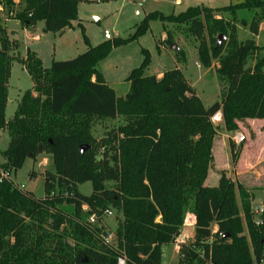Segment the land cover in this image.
<instances>
[{"label": "trees", "instance_id": "16d2710c", "mask_svg": "<svg viewBox=\"0 0 264 264\" xmlns=\"http://www.w3.org/2000/svg\"><path fill=\"white\" fill-rule=\"evenodd\" d=\"M79 1L0 0V131L10 137L0 166L15 174L28 158L35 163L43 154L52 157V167L43 173V197L13 178L0 183V264H119L120 259L163 264V246L181 234L189 213L194 239L179 264H264V211L258 223L253 195L224 172L218 185L204 184L214 158L213 116L220 112L228 131H236L239 121L264 119V45L255 40L264 21V0L189 6L178 14L152 11L130 37L108 38L95 46L80 23L85 52L53 59L49 67L30 49L16 59L11 52L18 44L2 25L3 14L7 18L14 11L22 26L43 21L44 31L62 33L78 19ZM242 9L255 11L250 23L239 18ZM157 20L186 27L198 42L197 59L204 68L218 63L220 100L205 106L183 72V48L174 50L177 65L160 78L145 73L151 55L143 49V61L127 77L128 92L117 96L98 62ZM243 22L252 37L240 40L238 24ZM166 25L158 49L175 43ZM219 35L225 36L221 43ZM15 60L33 86L7 118ZM119 117L124 122L103 140L101 152L93 127L98 120ZM36 175L32 170L30 176ZM86 182L92 184L90 194L80 191ZM262 201L264 205V191ZM111 208L122 214L117 244L108 241L102 223Z\"/></svg>", "mask_w": 264, "mask_h": 264}, {"label": "rangeland", "instance_id": "374dc122", "mask_svg": "<svg viewBox=\"0 0 264 264\" xmlns=\"http://www.w3.org/2000/svg\"><path fill=\"white\" fill-rule=\"evenodd\" d=\"M241 0H80L78 3V19L73 21L72 26L62 33L46 32L43 30L44 22L39 21L35 26H22L15 15L3 18L2 25L7 29L8 35L18 44L16 50L11 53L16 59L27 56L28 49L35 52L44 66L49 67L52 60H69L85 52L88 45L84 41L82 28L90 44L95 46L108 38H128L136 30V26L152 11H161L164 14H178L185 11L189 6H208L212 8L226 6ZM255 11L239 10L240 19H246L250 23ZM229 17L225 13L224 17ZM12 20V21H8ZM16 21L19 23L16 24ZM162 21H152L150 28L139 38L126 44L115 47L112 52L98 62V69L102 72L105 80L112 86L118 97L125 96L130 84L127 77L133 68L138 67L144 59L143 49H147L151 55V63L146 69V74L160 73L176 66L174 50L170 47L158 49L159 42L165 39V30ZM174 33L175 43L183 48L187 54V62L182 65L183 72L200 96L205 106L209 107L215 101L220 100L222 85L218 79L216 69L218 63L206 69L197 59L198 42L192 37L185 26L166 25ZM35 36H39L38 39ZM221 35L218 36V41ZM252 37L246 22L238 24V38L245 40ZM225 40V39H223ZM255 40L258 45H264V21ZM253 62L249 61V65ZM33 81L19 60L13 61L11 77L9 80V102L7 105V118H11L16 110L18 100L27 89L32 88ZM217 127L213 146V163L204 184L216 186L221 174L224 172L235 184H242L253 195V207L257 211L264 208V119H246L239 121L236 131L226 130L222 117L215 114L212 118ZM124 122L122 117L117 119L98 120L92 129L96 141L101 144V152L106 139L112 129ZM9 134L0 131V162L1 152L8 147ZM234 145L236 161L233 158L231 146ZM47 159H44V157ZM52 167V157L43 154L38 161L33 163L28 158L24 166L13 174L14 180L23 184L25 189L31 191L36 197H43L44 171ZM34 170L37 175L31 177ZM113 186V182H108ZM80 191L84 194L92 192L91 182L80 185ZM65 208L71 206L63 204ZM260 214L256 213L258 219ZM122 214L116 209L105 214L103 224L107 229L106 235L110 243L117 244L115 235L118 221ZM189 213L186 216L185 225L181 234L170 244L163 246V264H179L184 248L188 247L194 239V221ZM216 229V226H214Z\"/></svg>", "mask_w": 264, "mask_h": 264}, {"label": "built area", "instance_id": "2783aa9c", "mask_svg": "<svg viewBox=\"0 0 264 264\" xmlns=\"http://www.w3.org/2000/svg\"><path fill=\"white\" fill-rule=\"evenodd\" d=\"M143 1H145V0H143ZM9 15H10V16H13V15H15V12H14V11H10V12H9ZM217 114H218V113H217ZM220 114H221V113H220ZM218 116L221 118V115H218ZM12 175H13V174H12L11 172H9V171L3 169V168L0 166V183H2L5 179L13 178ZM13 179H14V178H13ZM20 185H21V187H24L23 184H20ZM263 211H264V208L258 209L257 211L255 210V214H256V213L261 214ZM108 212H109V211H108ZM108 212H107V213H108ZM256 220H257L258 223L260 222V218H258V219H256ZM90 222H91V223H95V222H96V217H95L94 215H92V216L90 217ZM119 264H125L124 259H120V260H119Z\"/></svg>", "mask_w": 264, "mask_h": 264}, {"label": "water", "instance_id": "95a60500", "mask_svg": "<svg viewBox=\"0 0 264 264\" xmlns=\"http://www.w3.org/2000/svg\"><path fill=\"white\" fill-rule=\"evenodd\" d=\"M225 38V36L224 35H221V37L219 38V43H221L222 42V40ZM171 48L173 49V50H178L179 49V47L177 46V44L176 43H174V44H172L171 45ZM87 149V147H85V146H83L82 147V153H84V151Z\"/></svg>", "mask_w": 264, "mask_h": 264}, {"label": "crops", "instance_id": "0c3cea01", "mask_svg": "<svg viewBox=\"0 0 264 264\" xmlns=\"http://www.w3.org/2000/svg\"><path fill=\"white\" fill-rule=\"evenodd\" d=\"M0 9H1V7H0ZM2 16H3V18H5V17H4V16H5L4 14H3ZM8 21H12V20H8ZM16 24L19 25V23H18L17 21H16ZM165 37H166V34H165ZM35 38L38 39L39 36H35ZM176 65H177V64H176ZM154 74H155V73H154ZM156 75L160 78V77H162L163 72L157 73ZM257 120H258V119H257ZM44 159H47V160H48V158H47L46 156L44 157Z\"/></svg>", "mask_w": 264, "mask_h": 264}, {"label": "bare ground", "instance_id": "6f19581e", "mask_svg": "<svg viewBox=\"0 0 264 264\" xmlns=\"http://www.w3.org/2000/svg\"><path fill=\"white\" fill-rule=\"evenodd\" d=\"M218 115H220V112H218Z\"/></svg>", "mask_w": 264, "mask_h": 264}]
</instances>
